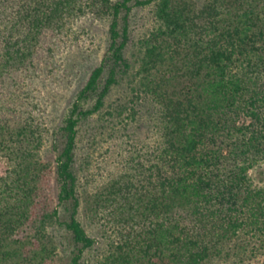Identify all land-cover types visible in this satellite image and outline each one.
<instances>
[{
  "label": "trees",
  "instance_id": "trees-1",
  "mask_svg": "<svg viewBox=\"0 0 264 264\" xmlns=\"http://www.w3.org/2000/svg\"><path fill=\"white\" fill-rule=\"evenodd\" d=\"M151 2L156 25L140 42L139 77L105 114L128 123L145 107L156 138L128 153L121 176L96 202L124 229L103 264H264V180L250 176L264 165V0H0V158L8 162L0 218H14L2 228L14 231L30 217L45 169L36 158L40 124L20 100L24 79L53 65L67 26L87 12L106 20V46L56 126L55 204L35 215L68 234V264H80L94 246L77 218L78 125L127 75L129 13ZM13 257V249H0L3 260Z\"/></svg>",
  "mask_w": 264,
  "mask_h": 264
},
{
  "label": "rangeland",
  "instance_id": "rangeland-1",
  "mask_svg": "<svg viewBox=\"0 0 264 264\" xmlns=\"http://www.w3.org/2000/svg\"><path fill=\"white\" fill-rule=\"evenodd\" d=\"M199 5L202 0H186ZM153 2L133 7L129 13V36L124 54L130 63L127 75L113 85L106 98L105 107L91 115L78 125V136L74 151L73 170L78 180L80 206L77 218L88 235L95 238L92 248L83 252L80 264H103V258L109 252L110 241L118 240L119 225L110 222L111 215L107 207L101 206L100 198L111 182L124 171V159L130 151L142 152L143 147L156 138L153 123L148 122L145 107L138 111L137 119L128 123H116L105 114L115 104L126 99L132 79L138 71L142 39L146 38L156 23L153 16ZM105 19L97 20L87 12L73 17L66 28L65 37L58 49H55L53 65L40 64L41 68L26 75L20 100L31 119L40 124V144L36 158L45 166L37 181L38 204H29L30 217L20 218L14 231H4L2 224L14 218H0V249L14 250V263L0 258V264H68L72 246L63 227L55 221L41 225L35 212L46 206L48 210L55 204L56 186L49 168L56 156L58 143L52 148L58 126L79 86L96 64L106 46ZM164 67L160 69V72ZM135 76L132 78V76ZM137 76L136 78H138ZM86 106L90 102L85 103ZM8 167V162L0 158V174ZM42 168V167H41ZM254 183L264 180V165L250 171ZM101 196V197H100ZM101 201V202H100ZM96 202H100L97 204ZM64 212L59 211V219ZM28 215V214H27ZM133 243V242H132ZM43 257V258H42ZM210 264H224L213 262Z\"/></svg>",
  "mask_w": 264,
  "mask_h": 264
}]
</instances>
